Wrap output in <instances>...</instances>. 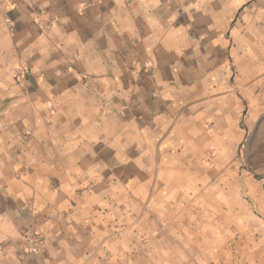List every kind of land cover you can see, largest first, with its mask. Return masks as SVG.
<instances>
[{
	"label": "crops",
	"instance_id": "1",
	"mask_svg": "<svg viewBox=\"0 0 264 264\" xmlns=\"http://www.w3.org/2000/svg\"><path fill=\"white\" fill-rule=\"evenodd\" d=\"M14 1L0 264H239L238 218L264 208L237 179L264 115V0Z\"/></svg>",
	"mask_w": 264,
	"mask_h": 264
},
{
	"label": "rangeland",
	"instance_id": "2",
	"mask_svg": "<svg viewBox=\"0 0 264 264\" xmlns=\"http://www.w3.org/2000/svg\"><path fill=\"white\" fill-rule=\"evenodd\" d=\"M242 128L244 129V123ZM237 164L239 197H242L243 202L244 199L250 201L244 184L246 178L252 179L264 191V115L244 138L238 152ZM252 205L254 218H238L239 264H264V208L256 202H252ZM249 209L251 210V206ZM247 224L248 230L245 233Z\"/></svg>",
	"mask_w": 264,
	"mask_h": 264
},
{
	"label": "built area",
	"instance_id": "3",
	"mask_svg": "<svg viewBox=\"0 0 264 264\" xmlns=\"http://www.w3.org/2000/svg\"><path fill=\"white\" fill-rule=\"evenodd\" d=\"M15 1L14 0H0V8L6 11H11L15 8ZM41 26L49 28L51 25L50 23L41 24ZM43 242V237L39 233H35L34 236L28 240L26 244V249L28 252L34 253L38 251V248L41 246Z\"/></svg>",
	"mask_w": 264,
	"mask_h": 264
}]
</instances>
